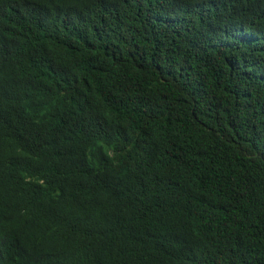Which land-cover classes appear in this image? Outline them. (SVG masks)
I'll list each match as a JSON object with an SVG mask.
<instances>
[{
    "label": "trees",
    "instance_id": "16d2710c",
    "mask_svg": "<svg viewBox=\"0 0 264 264\" xmlns=\"http://www.w3.org/2000/svg\"><path fill=\"white\" fill-rule=\"evenodd\" d=\"M0 264H264V0H0Z\"/></svg>",
    "mask_w": 264,
    "mask_h": 264
}]
</instances>
